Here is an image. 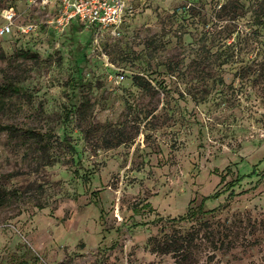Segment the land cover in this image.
<instances>
[{
    "label": "rangeland",
    "instance_id": "obj_1",
    "mask_svg": "<svg viewBox=\"0 0 264 264\" xmlns=\"http://www.w3.org/2000/svg\"><path fill=\"white\" fill-rule=\"evenodd\" d=\"M40 1L0 0V264H264L259 0H126L99 45Z\"/></svg>",
    "mask_w": 264,
    "mask_h": 264
},
{
    "label": "built area",
    "instance_id": "obj_2",
    "mask_svg": "<svg viewBox=\"0 0 264 264\" xmlns=\"http://www.w3.org/2000/svg\"><path fill=\"white\" fill-rule=\"evenodd\" d=\"M51 0H41L44 8ZM57 17L54 22L62 31L71 20H76L85 28L92 31L93 42L97 45L104 33L112 37L121 34V27L126 19L132 15L133 8L126 0H55ZM5 24L0 28V34L10 31V26L15 18L13 8L5 9L2 13ZM34 24L29 23L22 29L27 32L33 29Z\"/></svg>",
    "mask_w": 264,
    "mask_h": 264
},
{
    "label": "trees",
    "instance_id": "obj_3",
    "mask_svg": "<svg viewBox=\"0 0 264 264\" xmlns=\"http://www.w3.org/2000/svg\"><path fill=\"white\" fill-rule=\"evenodd\" d=\"M259 5L258 8H260V10L254 15L256 16L258 19H263L264 18V0H259ZM225 63H229V61H224L223 64ZM256 67L251 66L250 63H244L243 65L239 66L236 71L234 72V77L235 78H239V79H243V78H250V77H255L258 76L259 74H263L264 75V53H263V58L261 59V61H259ZM134 83L138 86H143L141 82L138 81L139 77L137 75L133 76ZM142 79V78H141ZM8 89H14L16 91H19V87L13 85V84H0V95L5 92V90ZM4 128H6V130L8 131L9 135H13V133L15 134L17 132L16 128L10 125L4 126ZM28 132L30 135L33 132L31 129L25 130L24 132ZM26 132V133H27ZM33 134V133H32ZM40 134V133H38ZM33 136V135H32ZM2 194L0 192V198H2ZM199 212L201 211V207ZM199 210V209H198ZM215 209H211L209 212H213ZM189 215H191L190 212H188L186 215L184 216H180L178 217V220H184V219H189L191 217H189ZM179 237H177L176 235L173 234H169V233H163L160 237L163 240L162 245L159 243L160 241H158L157 239L159 237H150V241L152 243V251L153 252H162V253H172L174 256H178V255H183L180 252H186L185 247L187 248L186 245H184V242H187L189 245L192 243V240L194 239L195 235L193 236V234H188L187 232L184 233H179L178 234ZM158 241V242H155ZM222 243L219 244V246H215V248H219L221 247ZM188 249V248H187ZM187 258L190 257V255L186 253ZM210 259H212V256L210 257Z\"/></svg>",
    "mask_w": 264,
    "mask_h": 264
},
{
    "label": "crops",
    "instance_id": "obj_4",
    "mask_svg": "<svg viewBox=\"0 0 264 264\" xmlns=\"http://www.w3.org/2000/svg\"><path fill=\"white\" fill-rule=\"evenodd\" d=\"M69 28L70 30H73V31H76L77 30V28H83V29H85V27L81 24V23H79V22H77L76 20H71V22L65 27V28ZM89 30V29H88ZM89 31H91V30H89ZM91 33H92V31H91ZM93 36V35H92Z\"/></svg>",
    "mask_w": 264,
    "mask_h": 264
}]
</instances>
